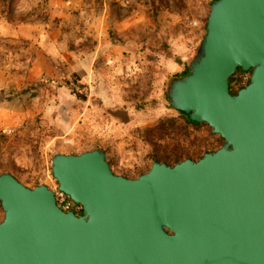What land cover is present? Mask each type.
<instances>
[{"label": "water", "instance_id": "obj_1", "mask_svg": "<svg viewBox=\"0 0 264 264\" xmlns=\"http://www.w3.org/2000/svg\"><path fill=\"white\" fill-rule=\"evenodd\" d=\"M239 68L249 83L232 94ZM168 105L223 143L194 161L115 174L100 148L53 153L45 184L0 174V264H264V0H213Z\"/></svg>", "mask_w": 264, "mask_h": 264}, {"label": "rangeland", "instance_id": "obj_2", "mask_svg": "<svg viewBox=\"0 0 264 264\" xmlns=\"http://www.w3.org/2000/svg\"><path fill=\"white\" fill-rule=\"evenodd\" d=\"M9 1L0 0V12H6L9 7V16L15 22L45 18L47 7L43 1ZM212 1H107L110 16L103 20L109 28L103 26V31L97 33H72L69 47L73 58L99 50L91 93L103 95L102 99L95 98L94 104L89 102L90 107L78 101L72 106L71 117H67L69 122L58 121L61 112L40 113L22 129H0V172H12L29 188L40 184L54 188L56 183L50 175V158L57 150L78 154L99 146L107 153L111 170L128 178L147 172L154 158L172 164L180 152L182 140L183 146L195 158L211 151L218 136L212 138L204 126L182 129L181 120L166 107L164 86L179 62H184L187 53L198 47ZM153 2L158 11L155 15ZM98 5L99 2L94 0L96 9ZM161 7L164 8L162 11ZM131 14L133 16L128 18ZM103 20L97 18L96 23L102 24ZM86 21L91 23V19L83 18V25ZM128 21L133 22L132 33H121L115 28V24ZM192 22L196 26H192ZM126 38L133 42L125 45ZM101 40L116 46L123 44L126 48L117 52L109 46L97 49ZM109 56L113 58L109 59ZM65 91L66 96L60 94V103L68 104L70 97L75 100L67 89ZM119 109L128 110L129 123L115 121L112 113ZM82 110L84 113L79 122L67 131ZM55 133L58 137L49 143L48 137ZM2 218L0 207V221Z\"/></svg>", "mask_w": 264, "mask_h": 264}, {"label": "crops", "instance_id": "obj_3", "mask_svg": "<svg viewBox=\"0 0 264 264\" xmlns=\"http://www.w3.org/2000/svg\"><path fill=\"white\" fill-rule=\"evenodd\" d=\"M39 1L45 2L47 7L45 9L48 16L46 22L35 20L28 23H10L4 18H0V41H3L5 45L24 42L29 47L11 50L4 44H0V129H22L40 113L56 114L61 112L58 121L66 122L67 120L69 122L67 117H71L72 106H76L78 100L70 93L75 100H71L70 97L69 106L60 103V94L66 96L65 89L68 91L69 89L59 83L71 73L78 74L87 84L89 99L80 102L86 103L87 107H90L89 102L94 104L95 98L98 100L103 97V95L91 93V80L95 79L94 65L99 50L73 58L69 47L72 43L70 41L72 33H97V31H103V26L105 29L109 28L103 19L110 16L106 2L111 0H97L100 4L97 9L94 7V0ZM132 16L133 14L127 17L131 18ZM83 18L91 19V23L86 21V25H83ZM97 18L103 20L102 24L96 23ZM54 19H58L59 23L54 24ZM132 23V21L117 23L115 28L121 33H132L133 26L130 28ZM131 42L133 41L128 38L124 40L125 45ZM106 46L115 52L126 48L123 47V44L116 46L101 40L97 49ZM190 51L186 55V60L179 62L177 70L173 73L180 72L188 64ZM27 55L30 58L28 66L19 62V59ZM112 58L109 56V59ZM83 113L84 110L80 111L67 131H70L72 126L79 122ZM112 115L116 122H130L131 117L127 109L115 110ZM57 137L56 133L48 137L49 143ZM95 148H100L107 158V153L103 148L95 146L92 149ZM56 152L65 153L60 150Z\"/></svg>", "mask_w": 264, "mask_h": 264}, {"label": "trees", "instance_id": "obj_4", "mask_svg": "<svg viewBox=\"0 0 264 264\" xmlns=\"http://www.w3.org/2000/svg\"><path fill=\"white\" fill-rule=\"evenodd\" d=\"M3 2H5L6 0H1ZM13 0H10L9 3H11ZM161 1V3L164 1V0H159ZM153 5V8H155V12H154V15L156 14L157 11V6H155L154 2L152 3ZM164 5L167 6L166 3H164ZM164 8L161 7V11L163 10ZM166 9V8H165ZM9 10V7L8 9L6 10V12L2 11L0 12V18H4L5 20H7L8 22L10 23H15V21L10 18L9 14H10V11ZM132 12V11H131ZM48 20V16L45 15V18L41 21V22H46ZM18 23H28V22H32V21H25L23 19H18V21H16ZM54 24H58L59 23V20L58 19H54ZM204 29H205V26H204ZM0 44H4L3 41H0ZM4 46L6 47H9L11 50H14V49H18V48H28V45L27 43L25 44L24 42L22 43H19V44H16V45H5ZM198 50V47L191 50L190 51V55L188 56V59H191L195 53L197 52ZM28 57V58H27ZM29 60V61H28ZM19 62H23L24 64H26V66H28L29 62H30V58L29 56H24L22 57L21 59H19ZM24 71V70H22ZM187 73V65L184 66V68L180 71V72H177V73H172L169 75V77L167 78V81H166V84L164 86V94H165V97H166V90L170 84V82L176 78V77H179V76H183ZM249 78H250V71L248 72H243L241 69L237 68L235 73L229 78L228 80V83H229V89H230V92L232 94H235L237 92V90L243 88L244 86H246L248 83H249ZM59 85H62V86H65L66 88L69 89L70 93L78 100V101H82V102H85L89 99V93H88V89H87V84L78 76V74L76 73H71L67 78L64 77L61 81V83H59ZM166 107L174 113V115L179 118L181 120V128L182 129H185L187 127H200V126H204L206 127L209 132H210V128L204 124V123H194L192 121L189 120L188 116L186 114H182V113H178L176 111H174L168 104H166ZM163 124V121H161V125ZM210 136L213 138L214 135H211ZM223 140L218 136L217 139L214 141L213 145H212V148L210 149L211 151H207V152H212V151H215L217 150L220 146H221V142ZM184 140H182V146H181V149H180V152L175 156L174 160H173V163L170 164V163H166L167 165H174L186 158H189L191 160H198L199 158H201V156L206 153V152H203L202 155L199 157V158H195L194 156H192L190 154L189 151H187V148L184 147ZM201 154V152H200ZM155 161L157 162H160L157 158H154ZM1 167V165H0ZM4 172H9L11 173L13 176H15L12 172L8 171V170H3L0 172L1 173H4ZM77 210H75V214L76 215H80L81 214V209L80 207L77 206Z\"/></svg>", "mask_w": 264, "mask_h": 264}, {"label": "built area", "instance_id": "obj_5", "mask_svg": "<svg viewBox=\"0 0 264 264\" xmlns=\"http://www.w3.org/2000/svg\"><path fill=\"white\" fill-rule=\"evenodd\" d=\"M192 26H196L195 22L191 23ZM68 144V141H65ZM54 194L55 203L58 208H60L64 212L77 210V206L73 204V202L69 199V197L63 192L57 189V185L54 188H51ZM79 207V206H78Z\"/></svg>", "mask_w": 264, "mask_h": 264}, {"label": "flooded vegetation", "instance_id": "obj_6", "mask_svg": "<svg viewBox=\"0 0 264 264\" xmlns=\"http://www.w3.org/2000/svg\"><path fill=\"white\" fill-rule=\"evenodd\" d=\"M124 177H126V176H124ZM128 178V177H127Z\"/></svg>", "mask_w": 264, "mask_h": 264}]
</instances>
